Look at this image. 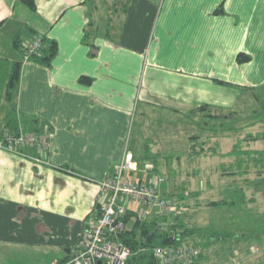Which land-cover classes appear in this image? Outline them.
<instances>
[{"label": "crops", "instance_id": "crops-1", "mask_svg": "<svg viewBox=\"0 0 264 264\" xmlns=\"http://www.w3.org/2000/svg\"><path fill=\"white\" fill-rule=\"evenodd\" d=\"M35 4L0 0V131L14 104L19 131L52 135V164L0 148V264H68L92 218L99 181L130 148L140 105L182 116L207 105L236 116L247 94L264 93V0H133L129 11L120 0L103 20L98 0ZM39 34L57 42L56 56L50 64L23 62ZM240 53L251 59L239 62ZM14 61L22 62L19 87L6 98ZM261 130L221 134L231 139L222 153L232 178L225 188L242 187L245 205L260 214L264 166L232 151L238 142L263 149L262 140L246 137Z\"/></svg>", "mask_w": 264, "mask_h": 264}, {"label": "rangeland", "instance_id": "rangeland-1", "mask_svg": "<svg viewBox=\"0 0 264 264\" xmlns=\"http://www.w3.org/2000/svg\"><path fill=\"white\" fill-rule=\"evenodd\" d=\"M115 2L119 5L120 0H98L102 20ZM104 26L102 23L101 28ZM245 98L246 105L236 106V116L224 128H220V121L229 110L218 111L221 118L217 120L200 112L182 116L140 105L131 122L128 144L139 156L147 147L159 153L158 164L150 162L154 170L148 173L160 176L162 194L172 197L174 211L180 210L194 231L189 240L201 248L199 264H264V213L247 205L240 209L208 204L224 198L223 192L229 189L225 187L232 182L224 172L230 171V165L222 154L231 148V139L221 134L230 132L229 126L245 132L264 128L262 121L257 122L258 110L264 111V93L247 94ZM252 122L255 128L250 130ZM193 135H200L196 147L200 150L203 145L204 152H194ZM209 240L213 242L204 247Z\"/></svg>", "mask_w": 264, "mask_h": 264}, {"label": "built area", "instance_id": "built-area-1", "mask_svg": "<svg viewBox=\"0 0 264 264\" xmlns=\"http://www.w3.org/2000/svg\"><path fill=\"white\" fill-rule=\"evenodd\" d=\"M44 41L43 34L37 35L25 48L23 62L31 60L33 55L41 52ZM51 144L52 135L48 133L6 130L0 137V148L31 158L38 165L52 164L46 155ZM28 147L35 148L39 153H26L24 150ZM141 170L134 152L126 147L121 161L99 181L100 190L92 218L68 264H127L133 253L121 237L127 228L124 219L127 212L134 211L139 218L153 214L171 215L172 201L162 196L160 176L152 174L148 179H141L138 176ZM153 170L154 165L146 163L143 171ZM154 252L159 260L158 264H196L201 253L195 244L188 242L179 248L157 246Z\"/></svg>", "mask_w": 264, "mask_h": 264}, {"label": "trees", "instance_id": "trees-1", "mask_svg": "<svg viewBox=\"0 0 264 264\" xmlns=\"http://www.w3.org/2000/svg\"><path fill=\"white\" fill-rule=\"evenodd\" d=\"M24 2L26 5H28L30 8H35V0H20ZM133 0H126V6L127 11H129L130 4ZM219 11H223V8L221 7ZM88 33H86V42L90 43L89 41ZM16 44H18L16 42ZM58 52V45L56 41H49L45 42L41 49V52L33 55L32 60H37L45 64H50L52 59L56 56ZM251 59V56L246 53H240L238 55V61L239 62H246ZM21 61H14L11 63L12 70L10 72V77L7 81L5 91H6V98H11L14 96L15 93L18 91L19 87V80H20V72H21ZM4 80V77L2 79V76H0V82ZM1 100V99H0ZM11 108L7 110L6 114V127H8L9 131L12 132H19V119L17 117V111L16 106L14 104H11ZM264 110V105H263ZM204 113L205 115L211 116L212 118H217L219 120L221 118L220 114L213 113L210 108L207 105H202L198 108H196L194 111H192L189 116L196 114V113ZM257 122L262 121L264 123V111L258 110L257 114ZM233 114L232 112L229 113V115H224V121H222L221 118V127L224 128L226 124L232 121ZM256 122V121H255ZM255 122L249 123L248 126L255 124ZM223 125V126H222ZM233 129L232 126L228 127V131H231ZM235 131V130H233ZM3 130L0 131V137L3 134ZM200 137V135H193L192 139L194 142L193 148L194 152H204V146H201V149H197V139ZM247 138L251 140H262L264 143V128L257 132L256 134L249 133L247 134ZM240 146V142H238L232 152L239 153V154H250L249 156L253 155L252 160L256 162V164H261L264 166V148L261 150H243ZM253 153V154H252ZM135 158L139 161L140 167L142 170L138 173V176L141 178V176L146 175V179L150 177L149 171L144 172V167L146 163L153 162L156 165L158 164V158L159 153H153L151 151L150 147H147L145 150V153L143 156H139V154L135 151ZM155 165V169L157 166ZM229 172V171H227ZM145 179V178H141ZM161 188V186H160ZM229 188V187H228ZM161 191V189H160ZM162 193V192H161ZM225 197L222 199H215L210 201L208 204L210 206H220V205H227L232 208H240L243 209V206L245 203H247V196L244 191V189L238 185H236L234 188H229L225 192ZM162 196L165 199H169L172 201V197H169L168 195ZM125 222L127 224V228L122 233L121 237L122 240L127 243L133 253L130 256V258L127 261V264H158L159 260L155 255L154 249L157 246H172L174 248H179L183 243L188 242L192 243L189 240V238L194 234V231L191 230L186 225L185 222V215L180 214V210L177 209V211H174L171 213V215H150L146 218H139L134 211H128L125 215ZM193 240V239H192ZM213 240V239H212ZM213 241L209 240L204 244L206 246H209ZM199 248V247H198ZM201 250V248H199ZM202 252L200 253L201 256ZM199 256V257H200ZM73 257V256H72ZM70 258V260L72 259ZM199 264V263H196Z\"/></svg>", "mask_w": 264, "mask_h": 264}]
</instances>
